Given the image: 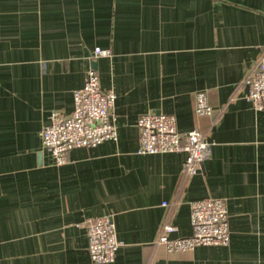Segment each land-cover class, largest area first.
Instances as JSON below:
<instances>
[{
    "label": "crops",
    "instance_id": "crops-1",
    "mask_svg": "<svg viewBox=\"0 0 264 264\" xmlns=\"http://www.w3.org/2000/svg\"><path fill=\"white\" fill-rule=\"evenodd\" d=\"M260 63L264 0H0V264H93L86 224L107 215L110 264H264V111L245 99ZM89 69L115 93L117 140L57 166L41 131L71 114ZM197 92L210 116L195 115ZM148 112L213 144L195 176L184 153L136 154ZM206 198L226 204L228 246H155L164 225L190 236V204Z\"/></svg>",
    "mask_w": 264,
    "mask_h": 264
},
{
    "label": "built area",
    "instance_id": "built-area-1",
    "mask_svg": "<svg viewBox=\"0 0 264 264\" xmlns=\"http://www.w3.org/2000/svg\"><path fill=\"white\" fill-rule=\"evenodd\" d=\"M94 58L110 56L108 49L93 50ZM245 99L257 111H264V64L260 63L252 76L245 80ZM113 90L103 91L94 69L87 71L83 86L73 92V111L65 115L53 111L49 122L41 131V144L57 166L66 162L69 151L93 148L104 142L116 141L117 131L112 118L115 102ZM213 110L204 92L194 95V113L197 117L210 116ZM137 155L184 153L183 173L195 176L201 164L212 153V143L207 142L198 130L180 133L173 115L148 112L137 118ZM191 235L170 238L175 227L164 225L155 246L167 254L191 252L201 246H223L230 242L228 214L225 202L206 198L190 204ZM87 252L93 264H110L121 246L115 225L110 216L90 220L86 224Z\"/></svg>",
    "mask_w": 264,
    "mask_h": 264
},
{
    "label": "water",
    "instance_id": "water-1",
    "mask_svg": "<svg viewBox=\"0 0 264 264\" xmlns=\"http://www.w3.org/2000/svg\"><path fill=\"white\" fill-rule=\"evenodd\" d=\"M156 113H159V112H156Z\"/></svg>",
    "mask_w": 264,
    "mask_h": 264
}]
</instances>
